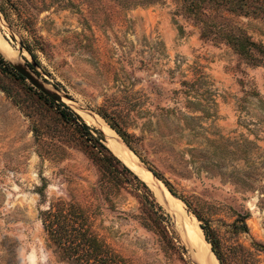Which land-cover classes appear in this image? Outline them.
Masks as SVG:
<instances>
[{
	"label": "rangeland",
	"instance_id": "rangeland-1",
	"mask_svg": "<svg viewBox=\"0 0 264 264\" xmlns=\"http://www.w3.org/2000/svg\"><path fill=\"white\" fill-rule=\"evenodd\" d=\"M217 3L0 0V37L65 104L0 68V264H85L91 248V264H198L197 230L219 264H264V15ZM61 108L126 131V158L103 141L135 175ZM55 201L75 212L62 243L42 222Z\"/></svg>",
	"mask_w": 264,
	"mask_h": 264
},
{
	"label": "trees",
	"instance_id": "trees-1",
	"mask_svg": "<svg viewBox=\"0 0 264 264\" xmlns=\"http://www.w3.org/2000/svg\"><path fill=\"white\" fill-rule=\"evenodd\" d=\"M184 1L186 2V4H187L186 7L189 10H191L193 13H198L200 6L205 1H208V0H184ZM217 2L220 3L223 8L228 9L229 11H233L237 14L242 13L244 15H253V16L264 15V0H217ZM229 42H231L233 44V46L235 47V49H237L240 52L246 53L248 51V49L250 48V45L248 44L247 39L245 37H235L234 35H232V36H230ZM31 54L34 55L32 52H31ZM253 59H255L256 63H261V62L264 63V59L261 57L253 56ZM0 68L6 70L8 72H12V73L16 74L19 78L24 79V77L20 73H18L13 68L11 63L9 61H7L6 59H4L1 54H0ZM38 92L42 97L45 98V100H48L51 103H58L55 100H53L52 98H50L48 95H46L40 91H38ZM58 104L65 106L64 102H60ZM59 111L61 113V116L65 120H68V121L73 120V122L75 121V123L78 124L81 132L86 134V136L92 141V145H93V147H95L94 152L97 154L99 159H101L104 163H107L109 166H111L112 162L115 161V162L121 164V166L127 172L133 174V171L121 161V158H119L105 144V142L103 141L104 140L103 139V133L101 132V130H99L98 128H94L93 126H90L89 124H87L79 116V114L73 110L61 108ZM110 125L116 129V131L121 135V137L127 143V145L131 149H133V151L136 152V150L131 145V142H130V139L128 138L127 132L120 129L119 127H117L112 122H110ZM92 131H94L95 134H93ZM103 152L105 154H103ZM153 172L155 174L159 175L158 172L154 169H153ZM133 175H135V174H133ZM142 183L144 184L143 181H142ZM165 183L168 184V182L166 180H165ZM144 186H145V184H144ZM168 187L170 190H172L170 188L169 184H168ZM67 205L69 206V208L67 210H65L63 203H60V201H55V202H52L49 205V207L47 209L43 210V212H42V214H43L42 222H43L45 229L47 230V232L49 234L52 235L54 240L59 242V243H62L61 239L63 237L61 234L60 228L62 227L63 222H67L69 220V219H67L69 217L67 215V213H69V215H74V213H75L74 210L70 209V207H73V206L69 203H67ZM205 234H207L206 231H205ZM73 239H74V237H71L66 246L70 247L71 249H73V251L76 252L78 250L79 243H77V242L73 243L72 242ZM207 239H208V237H207ZM212 249L214 250L216 256L220 259L218 252L214 249V245H212ZM92 255H93V257H92ZM94 259L100 260L101 257H100V255H98V256L94 255L93 248H91V250H88V256L85 260V264H91V261H94Z\"/></svg>",
	"mask_w": 264,
	"mask_h": 264
},
{
	"label": "bare ground",
	"instance_id": "bare-ground-1",
	"mask_svg": "<svg viewBox=\"0 0 264 264\" xmlns=\"http://www.w3.org/2000/svg\"><path fill=\"white\" fill-rule=\"evenodd\" d=\"M140 12V11H139ZM139 16V15H138ZM147 17V16H146ZM0 51L3 52V54L5 56H7L11 61H17L16 59H18V51L16 49H14L11 45H9V43L7 41H5L3 38L0 37ZM98 115V114H97ZM83 116L85 117L86 121L88 124H94L97 126V128L99 130H101L105 136H107V138L113 142L116 145V148L119 150V152L122 154V156H124V158L128 157L129 154L127 152H125L126 145L124 144V142L122 141V139L119 137V135L116 133V131L114 132L108 125L104 124L101 120H98L95 116H93L92 114H87V113H83ZM100 116V115H98ZM101 117V116H100ZM102 118V117H101ZM103 119V118H102ZM109 141V142H110ZM121 156V158H122ZM135 157L132 158L131 156V162L137 166L136 162H135ZM122 160V159H121ZM127 160V159H126ZM130 160V159H129ZM123 161V160H122ZM124 162V161H123ZM125 163V162H124ZM146 172V171H145ZM145 172L143 171V173L145 174ZM148 178V180H150L151 183H153L154 181L152 180V177L150 175H144ZM141 177V176H140ZM154 184V183H153ZM155 186V185H154ZM157 192V191H156ZM159 194V192H158ZM166 194H169L171 196V194L166 190ZM159 199L169 208H171L172 210L175 209L176 204L174 203L175 201L172 200L169 196L165 195V198L162 195H159ZM254 205V204H253ZM179 208V207H178ZM178 210V209H177ZM176 210V211H177ZM182 210V208H181ZM184 210V209H183ZM174 212L177 214V212ZM180 211V210H179ZM182 214V213H181ZM183 217V214L181 215ZM187 217V216H186ZM185 217V218H186ZM184 218V219H185ZM182 220V219H181ZM186 220V219H185ZM179 221V220H178ZM180 222V221H179ZM190 224V223H189ZM201 231L197 230L196 233L192 234V237L189 239L190 240V244L193 247V251H194V255L195 258L198 262V264H219V261L217 259V257L215 256V254L212 252V250L210 249L209 245L206 243V240L202 237ZM190 237V235H189Z\"/></svg>",
	"mask_w": 264,
	"mask_h": 264
},
{
	"label": "water",
	"instance_id": "water-1",
	"mask_svg": "<svg viewBox=\"0 0 264 264\" xmlns=\"http://www.w3.org/2000/svg\"><path fill=\"white\" fill-rule=\"evenodd\" d=\"M13 68L20 73L25 79H27L34 87L48 95L55 101H63V95L56 90L49 89L43 81H41L37 75L24 63L19 61H11ZM102 132V131H101ZM103 133V132H102ZM127 165V164H126Z\"/></svg>",
	"mask_w": 264,
	"mask_h": 264
}]
</instances>
